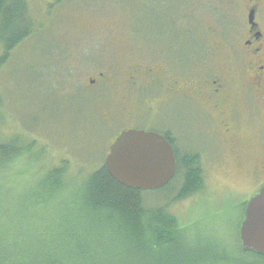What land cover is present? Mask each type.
I'll use <instances>...</instances> for the list:
<instances>
[{
  "label": "rangeland",
  "instance_id": "1",
  "mask_svg": "<svg viewBox=\"0 0 264 264\" xmlns=\"http://www.w3.org/2000/svg\"><path fill=\"white\" fill-rule=\"evenodd\" d=\"M24 1L33 33L0 68V140L15 134L23 146L34 147L15 161L0 163V262L22 254L26 258L19 264L39 263L40 235L48 238L62 228L79 230L87 240L99 235L97 246L117 250L120 234L113 222L103 212L92 217L94 211L83 206V179L104 163L119 133L145 130L152 113L137 102L147 83L141 75L145 68L167 63L166 78L174 75L168 56L180 41L177 61L183 82L189 81L198 73L188 67L200 50L197 36L207 38L212 28H222L219 19L232 16L210 6L218 0H188L191 5L180 10L175 6L184 0ZM226 58L216 55L213 67L226 65ZM135 70L141 76L131 80ZM182 111L185 132L189 121L184 106ZM164 114L165 109L156 128ZM193 142L205 149L199 155L203 187L170 205L182 229L174 254L184 257L180 263L264 264V256L243 254L239 242L245 203L264 186V176L252 174L257 155H250L251 165L249 160L239 167L228 152L211 151L209 141L195 136ZM62 161L81 175V182L49 187L47 172ZM146 195L150 205L171 197L157 191ZM121 255L116 259L126 261Z\"/></svg>",
  "mask_w": 264,
  "mask_h": 264
},
{
  "label": "flooded vegetation",
  "instance_id": "2",
  "mask_svg": "<svg viewBox=\"0 0 264 264\" xmlns=\"http://www.w3.org/2000/svg\"><path fill=\"white\" fill-rule=\"evenodd\" d=\"M220 2L223 5L219 6ZM189 5L184 0L175 8L180 10ZM210 6L220 11L225 8L230 13L226 15L232 18L219 19L222 28H212L209 39L197 36L200 50L188 67L198 73L183 82V66L178 63L182 46L179 41L168 56L174 61V75L166 78L167 63L150 65L141 74L147 83L137 102L146 105L147 114L152 113L144 131L166 139L176 164V151L203 154L205 149L194 145L195 136L203 143L209 141L211 151L228 152L239 167L249 160L251 165L250 155L254 153L257 158L252 174L258 178L264 176V0H218ZM177 21L180 23L178 17ZM178 24L175 26L179 27ZM215 37L217 41L213 40ZM221 54L227 56L226 65L223 62L222 66L213 67L212 60ZM199 63L201 69H197ZM138 73L131 80L140 77ZM182 105L189 121L185 132H182ZM162 108L165 114L156 128Z\"/></svg>",
  "mask_w": 264,
  "mask_h": 264
},
{
  "label": "trees",
  "instance_id": "3",
  "mask_svg": "<svg viewBox=\"0 0 264 264\" xmlns=\"http://www.w3.org/2000/svg\"><path fill=\"white\" fill-rule=\"evenodd\" d=\"M32 33L33 21L29 17L27 3L24 0H0V68L8 63L12 50ZM9 135V138L0 140V163L15 161L34 147V143L23 146L18 136ZM199 155L175 152V176L164 188L157 190L161 195L171 197L166 202L151 205L146 201V192L126 188L114 181L104 163L100 166L92 164L94 167L87 171L82 183L83 206L94 211V214L91 213L92 217L103 212V218L113 222L115 231L120 234L118 244L121 247L111 250L104 245L97 246L101 241L96 234L97 239L87 240L79 230L56 229L52 230L48 238L40 235L39 250L42 260L37 264H196L200 259L180 263L184 257L174 254L178 233L182 229L170 205L202 190L203 175ZM67 164V161H62L48 170L46 183L49 187H59L62 182H81V175L72 173ZM45 199L40 198L43 202ZM144 204L149 205L148 210ZM48 239L50 242L45 244ZM240 251L242 252L241 246ZM118 253L122 254L119 258L134 262L116 259ZM25 258L26 256L18 254L4 259L0 264H19ZM11 261L13 262L10 263Z\"/></svg>",
  "mask_w": 264,
  "mask_h": 264
},
{
  "label": "water",
  "instance_id": "4",
  "mask_svg": "<svg viewBox=\"0 0 264 264\" xmlns=\"http://www.w3.org/2000/svg\"><path fill=\"white\" fill-rule=\"evenodd\" d=\"M104 167L120 185L142 192L164 188L175 176L172 147L155 133L122 131L108 148ZM242 252L264 256V186L246 204L239 227Z\"/></svg>",
  "mask_w": 264,
  "mask_h": 264
}]
</instances>
